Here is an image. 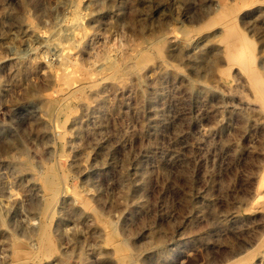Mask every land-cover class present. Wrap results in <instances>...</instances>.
Wrapping results in <instances>:
<instances>
[{
  "label": "rangeland",
  "instance_id": "obj_1",
  "mask_svg": "<svg viewBox=\"0 0 264 264\" xmlns=\"http://www.w3.org/2000/svg\"><path fill=\"white\" fill-rule=\"evenodd\" d=\"M232 5L264 74V2L0 0V264H16L15 245L25 264H228L254 245L238 264H264V111L222 54L216 19ZM58 33L98 75L65 112L49 109ZM139 52L152 55L141 69L103 70V53L126 71Z\"/></svg>",
  "mask_w": 264,
  "mask_h": 264
},
{
  "label": "bare ground",
  "instance_id": "obj_2",
  "mask_svg": "<svg viewBox=\"0 0 264 264\" xmlns=\"http://www.w3.org/2000/svg\"><path fill=\"white\" fill-rule=\"evenodd\" d=\"M251 1L252 2L254 1V2H257V3H258V1L264 2V0H251ZM247 3L249 4L250 2H247ZM242 8H243V6H242ZM226 9L227 8H225L223 11L220 9L221 11L220 10H219L220 12L218 11L219 14L217 12L218 19H216V21H219V19H220V21L222 19H224L223 23H222L223 24V30L221 32V35L219 36V41L221 42L222 54L226 58L228 64H230V65H233V64L236 65L237 64L238 68L240 67V69L244 71V73L246 74V78H247L248 84H249V86H250V88H251V90L253 92L254 98L261 105V107H262V109L264 111V74H263L262 71L259 70V68L256 65V55L254 53L253 54H248V51L253 49L254 43H253L252 39H250L247 36V34L238 27V25H237V23L235 21V16H236V7H235V5L234 6L232 5V7L228 8L227 10ZM239 11H237V12H239ZM78 15H81V14H77V16ZM75 20L77 21L78 24L72 23L73 25L74 24L77 25V26L74 25L75 26L74 28L80 26V23H79L80 22V17L78 16V18L77 19L75 18ZM83 27H84L83 30H85V25ZM65 29H67V28H65ZM83 30H81L80 34H82ZM64 31L65 30H63V32ZM67 31H66V34H67ZM73 31H74L73 29L71 31V29L69 28V33L70 32L73 33ZM186 31H188V30H186ZM181 32H182V30H181ZM85 33L88 34L86 31H85ZM58 34H56L57 35L56 43L57 44L59 43L61 48H60V51L58 50L59 48L57 49V47H56V49L59 51L58 53L61 56V59L58 62L59 65L57 63V65H58L57 66V71L55 70L56 71V78H55L54 82H55V86L56 87H55V91H52L51 95H50V100H52V104L50 105L49 109L51 111H55L56 110L58 112H65L66 110L68 111V110L72 109L70 107L69 103H68V96L71 93L74 94V92H73L74 89L76 90L77 88H80L83 84H85V82L90 81L92 79L91 75H96V74H94V73L92 74V72H95V71H89L90 68H89V70H86L84 68L83 64L78 60L79 57L74 59L76 57L75 56L73 58V53L70 50V45H66V43L67 44H69V43L68 42H65V43L63 42V41H65L66 38L60 37V34L59 35ZM61 34H63V33L61 32ZM73 36L74 35H72V36L70 35L69 37H73ZM52 37L55 38L54 35ZM64 37H65V35H64ZM82 37H83V35H82ZM85 38H82V39H85ZM50 39H52V41H54L53 38H50ZM71 42H73V41H70V43ZM78 43H80V42H78ZM73 44H74V42H73ZM82 45H84V41H81L80 46H82ZM164 45H165V41H163V40L156 41L155 40V47L154 48H155V53L158 56H163L164 55L163 54L164 53L163 52L164 51ZM52 46L55 47L54 44ZM60 46H58V47H60ZM139 48L140 47H137V49H139ZM139 53H141V52H139ZM104 54L105 53H103L101 55V57H100L101 59H105L103 61V63H102L104 65V68L102 66L103 70L105 69V71H108L107 74H110V75L112 74V75H114L115 77H118V78H120L119 76L122 77V75H124V73H128V72H131V71H134V70L136 71L138 69H141L142 66H143V62L145 60H147L150 56L152 57V55H150V54L148 55V53L146 54L145 52H143V54L142 53L141 54L137 53L139 55V56H137L139 59L136 57L138 60L135 61V62H132L133 64L130 61H128V63L130 62L132 64V65L130 64L132 67L129 68V69L127 68L126 71H124V68H126L127 65L124 68H122L119 63H117L114 60L109 59ZM59 55H58V57H60ZM101 59H99V61L97 63L101 64V61H102ZM99 67L101 68V66H99ZM99 67H98V71L100 70ZM96 76H98V75H96ZM93 78H95V76ZM76 91H78V89ZM56 114H57V112H56ZM60 128H63V127H60ZM21 169H23V168H21ZM55 175H56L55 171L53 169H49L47 171V173H45L43 176H40V179H41L42 184H43V186L45 188V191L49 194V195L47 194L49 197L46 200V202L44 204V207H42L43 210L44 211L47 210V212L50 209V207L55 203V201H56L55 198L58 197L57 195L59 194V191H60V184L56 181ZM88 201L90 203V200H88ZM86 202H87V198H86ZM89 203H87V204H89ZM88 207H89V205H88ZM252 209L260 211L264 215V169H263V172L261 173V175L259 176V182H258V185L256 187V197H255V199L252 202ZM47 212H46V214H47ZM101 222H103V221L101 220ZM40 237H41L40 241H42V243H44L43 241H45V240H48V241L51 240V238H50L51 235H50V232L48 230V226L46 225V223L41 226ZM259 239L260 240H259L257 245L260 248H263L264 247V235H262V237L259 238ZM43 246H45V245L43 244ZM125 246L126 245H124V247ZM255 246H256V244H255ZM253 247H254V245H253ZM253 247L250 250H247L245 253H242V255H240L239 257H237L235 260H233L231 263H228V264H238V263H242V262H245V261L253 258L254 255L256 254L255 251L252 250ZM29 254L30 253L28 251L23 250L22 247H20V246H16L15 245V247L13 249V256H14V259H16V264H25L24 258H26V256H28ZM126 255H124V256H126ZM133 264H142V263L141 262H139V263L136 262V263H133Z\"/></svg>",
  "mask_w": 264,
  "mask_h": 264
}]
</instances>
